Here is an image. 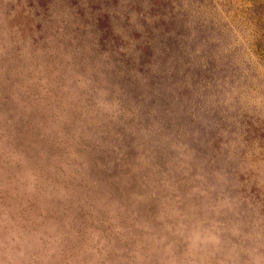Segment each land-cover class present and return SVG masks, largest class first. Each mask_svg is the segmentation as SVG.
Wrapping results in <instances>:
<instances>
[{"label": "rangeland", "instance_id": "obj_1", "mask_svg": "<svg viewBox=\"0 0 264 264\" xmlns=\"http://www.w3.org/2000/svg\"><path fill=\"white\" fill-rule=\"evenodd\" d=\"M0 264H264V0H0Z\"/></svg>", "mask_w": 264, "mask_h": 264}]
</instances>
